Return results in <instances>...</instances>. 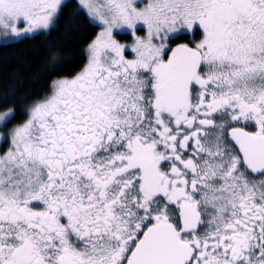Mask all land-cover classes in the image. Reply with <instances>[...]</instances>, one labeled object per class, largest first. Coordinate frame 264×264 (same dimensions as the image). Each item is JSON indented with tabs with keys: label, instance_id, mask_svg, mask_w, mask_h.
Here are the masks:
<instances>
[{
	"label": "snow or ice",
	"instance_id": "6c2138e0",
	"mask_svg": "<svg viewBox=\"0 0 264 264\" xmlns=\"http://www.w3.org/2000/svg\"><path fill=\"white\" fill-rule=\"evenodd\" d=\"M0 264H264V0H0Z\"/></svg>",
	"mask_w": 264,
	"mask_h": 264
}]
</instances>
